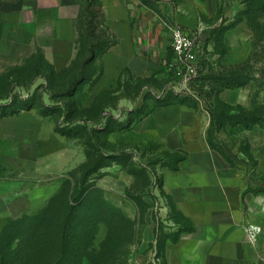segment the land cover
I'll return each instance as SVG.
<instances>
[{
    "label": "crops",
    "instance_id": "obj_1",
    "mask_svg": "<svg viewBox=\"0 0 264 264\" xmlns=\"http://www.w3.org/2000/svg\"><path fill=\"white\" fill-rule=\"evenodd\" d=\"M97 1L103 8L100 23L110 36L99 52L86 38L90 18L85 9L94 0H0V65L33 63V70L42 73L49 66L64 81L62 87L83 89L85 108L99 105L100 115L90 118L95 121L134 103L137 93L130 92V86L154 89L155 97L167 102L149 107L131 130L139 138L158 140L166 150L185 153L178 169L163 167L162 185L174 215L191 225L166 244L160 254L163 264H264V223L255 213L260 199L249 188L253 184L241 164L212 144L209 111L170 100L171 91L178 92L168 88L172 78L166 63L173 51L162 18H173L188 29L200 27V41L215 46L220 31L226 36L233 32L226 27L232 20L228 7L222 0ZM236 40L221 54L226 63L251 56V43L238 35ZM104 96L113 100L100 106ZM72 140L75 136L58 131L52 116L36 107L0 114V217L15 209L30 212L29 197L23 195L30 185H55L57 193L66 178L73 179L87 152L84 147L82 157ZM253 152L264 175V147L255 144ZM12 168L19 176L8 175ZM250 223L262 226L256 242L246 230ZM153 254H139L137 264H149Z\"/></svg>",
    "mask_w": 264,
    "mask_h": 264
},
{
    "label": "rangeland",
    "instance_id": "obj_2",
    "mask_svg": "<svg viewBox=\"0 0 264 264\" xmlns=\"http://www.w3.org/2000/svg\"><path fill=\"white\" fill-rule=\"evenodd\" d=\"M222 1L232 19L226 27L234 30L227 36L223 31L216 36V64L209 63L207 71L191 84L196 96L180 95L204 107L210 116H216L208 127V136L230 160L241 164L250 185L253 184L250 190L260 199L255 213L261 215L258 221L264 223V186L259 184L264 175L258 169L253 152L255 144L264 147V0ZM96 4L98 1L94 0L85 9L90 18L86 38L90 48L97 45L99 52L110 36L100 23L104 19L103 8ZM236 35L240 41L251 43V56L243 62L226 63L221 54L228 45L236 44ZM34 67L33 63L0 65V114L27 106L51 114L56 126L71 129L76 135V140L71 142L82 157L84 147H90L91 162L73 171L70 183L62 182L61 193H56L57 187L48 183L30 185V190L22 193L29 197L32 208L27 207L29 213H40L44 209L52 220H59L73 203L72 189L81 186L87 175L86 182L91 189L86 195L91 204L85 205L88 198L83 197L81 203L75 205L72 228L86 229L82 228L85 226L82 220H87L84 209L89 210L91 219L96 222L94 226L88 225L96 249L92 264H137L139 254L159 253L169 241L175 240L179 230L190 229L184 217L174 215L170 196L162 185L163 167H179L185 153L166 150L158 140L139 138L131 130L132 121L155 104L154 89L130 86L129 91L137 93L136 101L116 107L108 112L106 119L95 121L90 118L100 115V107L96 104L91 110L84 107L82 88H64L61 86L64 81L49 69L42 73L33 70ZM231 74L235 75L234 81ZM110 99L100 97V106ZM235 121L243 124L228 125ZM220 126H224L221 135L218 134ZM18 174L13 168L8 173ZM19 182L16 179V186ZM21 215L15 209L8 218ZM54 224L60 225L57 221ZM48 225L45 230L50 236L55 225Z\"/></svg>",
    "mask_w": 264,
    "mask_h": 264
},
{
    "label": "trees",
    "instance_id": "obj_3",
    "mask_svg": "<svg viewBox=\"0 0 264 264\" xmlns=\"http://www.w3.org/2000/svg\"><path fill=\"white\" fill-rule=\"evenodd\" d=\"M48 69L53 73L52 69L49 66ZM234 77L235 75H232L231 77L233 81H234ZM170 100H176V101L192 104L188 100L187 96H181L180 93H175L173 91H171L170 93ZM163 102H167V100L155 97V103L161 104ZM192 105H196V104H192ZM31 107H35V106H27L22 108H31ZM20 109L21 108H18L17 110H13L10 112H4L1 113V115L16 113ZM145 112L143 111L142 114H144ZM232 112H235V110ZM41 113L44 115H51L44 112ZM142 114H140V116ZM211 118L213 123V121L216 119V116L211 115ZM240 123L243 124L241 121H235L232 124H228V125H237ZM87 125L88 124H86V126ZM222 127L224 126H220L219 129H221ZM89 128H94V127H89ZM57 130L69 136H76L71 132V129L68 128L60 129L57 126ZM89 149L90 147L87 146L86 147L87 160L83 163L84 166L89 165L91 162V158H90L91 155ZM185 157L186 156L181 157L180 160L182 161ZM178 168L179 167H176L174 169H178ZM2 170L3 168L2 165L0 164V172ZM86 177L87 175L84 176L81 182V186L72 189L73 203L70 204L67 213H65L59 220H55L57 221V223H60L59 227H57L54 224L55 221L49 217L50 213L48 212V210H44V209L40 211V213H36V214L25 213L18 218H8L10 216L0 217L2 218V222L0 223V264H20V263L21 264H92L93 263V252L96 249L95 246L93 245L94 235H92V232H90L88 225L90 224L94 226L96 222H94V220L91 219L92 214L88 213L90 211L84 209L87 220L86 221L82 220V224L85 225L82 228L86 227V229L79 230L77 226H74V228H72L73 215L76 209L75 205L81 203L83 197L88 198V201L86 202L85 205H87L88 203L91 204L89 201V197L86 195V192L90 191L91 189L86 182L87 180ZM65 181L70 183L69 178H66L64 182ZM63 190L64 189L62 186L59 192L57 193H61ZM48 218L51 221H49ZM47 223L49 224L48 226L50 227L55 225L53 232L51 233L50 236L47 234L45 230ZM179 231L176 233L175 240L179 236L180 233ZM85 238H88L87 242L84 241ZM162 252L163 250L160 249L159 254H162Z\"/></svg>",
    "mask_w": 264,
    "mask_h": 264
},
{
    "label": "built area",
    "instance_id": "obj_4",
    "mask_svg": "<svg viewBox=\"0 0 264 264\" xmlns=\"http://www.w3.org/2000/svg\"><path fill=\"white\" fill-rule=\"evenodd\" d=\"M162 22L171 33L173 51L172 58L166 63L172 78L168 88L180 94L195 95L191 84L207 71L209 63L216 64L214 44L200 41V27L188 29L173 18H162ZM246 230L250 240L256 242L262 226L250 223ZM149 264H163L162 256L155 251Z\"/></svg>",
    "mask_w": 264,
    "mask_h": 264
}]
</instances>
